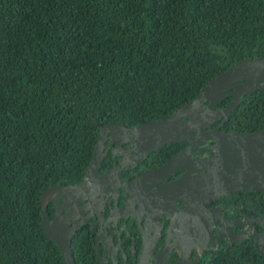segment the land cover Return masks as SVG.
I'll use <instances>...</instances> for the list:
<instances>
[{
  "label": "trees",
  "instance_id": "16d2710c",
  "mask_svg": "<svg viewBox=\"0 0 264 264\" xmlns=\"http://www.w3.org/2000/svg\"><path fill=\"white\" fill-rule=\"evenodd\" d=\"M256 57L264 0H0V264H62L38 199L81 180L99 128L165 118ZM262 127L259 89L239 98L221 129ZM76 249L75 264L89 253ZM210 264L264 259L244 243L214 251Z\"/></svg>",
  "mask_w": 264,
  "mask_h": 264
},
{
  "label": "flooded vegetation",
  "instance_id": "af4514ba",
  "mask_svg": "<svg viewBox=\"0 0 264 264\" xmlns=\"http://www.w3.org/2000/svg\"><path fill=\"white\" fill-rule=\"evenodd\" d=\"M202 106L206 108V103ZM119 132L111 143L104 140L100 181L60 198L57 208L54 202L47 203L49 219L61 209L67 228L75 229L70 235L73 260L76 246L89 250L78 255L77 264L88 255L91 264H210L214 251L244 243L258 246L248 235L264 233V193L230 192L189 211L190 201L165 196L168 183L186 169L162 175L156 170L183 149L192 159L205 157L214 142L204 137L193 143H166L142 156V148ZM197 134L193 130L191 137ZM184 161L190 167L188 158Z\"/></svg>",
  "mask_w": 264,
  "mask_h": 264
},
{
  "label": "water",
  "instance_id": "95a60500",
  "mask_svg": "<svg viewBox=\"0 0 264 264\" xmlns=\"http://www.w3.org/2000/svg\"><path fill=\"white\" fill-rule=\"evenodd\" d=\"M259 89H264V57L242 58L209 79L194 98L176 107L165 118L141 122L132 128L118 123H107L99 128L82 180L75 184L50 185L42 190L38 199L43 233L56 246L62 264H75L70 248V235L75 229L67 228L66 214H62L61 209H57L49 219L47 203L52 201L57 208L60 198H67L69 194L102 179L104 175L98 177L97 172L104 140L107 138L111 143V140L118 138V131L142 148V156L166 143H193L195 139L201 141L204 137L214 142L211 153L205 157L192 159L188 151L183 149L156 170L162 175L186 169V172L168 183L165 190L169 193L165 196L177 202L190 201L187 211L194 206L202 208L206 202L230 192L264 193V127L244 133L220 129L239 98ZM226 97H230V100L224 106L217 107ZM204 103L206 108L202 106ZM219 118L220 123L210 128ZM193 130L198 134L191 137ZM211 149H205V152ZM187 158L190 167L185 165L184 160ZM261 225L264 229L263 220ZM248 237L258 243L255 250L264 259V233L256 232ZM167 246L166 252L171 245Z\"/></svg>",
  "mask_w": 264,
  "mask_h": 264
}]
</instances>
